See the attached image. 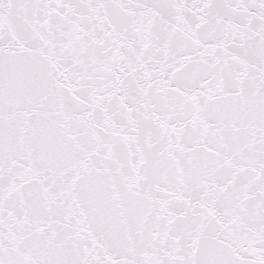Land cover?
<instances>
[{
  "label": "snow or ice",
  "instance_id": "obj_1",
  "mask_svg": "<svg viewBox=\"0 0 264 264\" xmlns=\"http://www.w3.org/2000/svg\"><path fill=\"white\" fill-rule=\"evenodd\" d=\"M0 264H264V0H0Z\"/></svg>",
  "mask_w": 264,
  "mask_h": 264
}]
</instances>
